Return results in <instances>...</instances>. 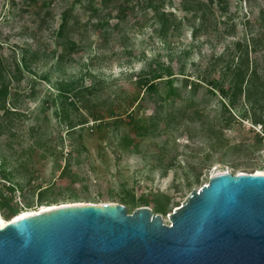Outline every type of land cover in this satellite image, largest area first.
Returning <instances> with one entry per match:
<instances>
[{"label": "rangeland", "instance_id": "374dc122", "mask_svg": "<svg viewBox=\"0 0 264 264\" xmlns=\"http://www.w3.org/2000/svg\"><path fill=\"white\" fill-rule=\"evenodd\" d=\"M14 2L0 0L8 86L1 110H11L0 111V192L5 180L15 187L3 219L15 208L117 202L167 220L211 174L264 171V98L231 97L230 78L242 66L224 75L236 62V40L258 39L249 56L264 63V0ZM69 6V31L60 38ZM157 64L177 76V90L160 84L153 98L131 103L135 77ZM91 75L96 92L87 90L77 106L56 96L58 81L84 86ZM197 79H222L227 93L191 83ZM142 126L151 131L138 135Z\"/></svg>", "mask_w": 264, "mask_h": 264}, {"label": "water", "instance_id": "95a60500", "mask_svg": "<svg viewBox=\"0 0 264 264\" xmlns=\"http://www.w3.org/2000/svg\"><path fill=\"white\" fill-rule=\"evenodd\" d=\"M63 204L0 226V264H264V174H211L168 215Z\"/></svg>", "mask_w": 264, "mask_h": 264}, {"label": "trees", "instance_id": "16d2710c", "mask_svg": "<svg viewBox=\"0 0 264 264\" xmlns=\"http://www.w3.org/2000/svg\"><path fill=\"white\" fill-rule=\"evenodd\" d=\"M30 1V4L32 6L37 5H47L52 2V0H28ZM80 2L81 0H74V2ZM126 2H131L132 0H125ZM11 4L15 5L14 0H11ZM74 6L67 7L63 12L61 16V21L58 25V29L56 32L57 37H65L68 34L69 31V17L71 16V12L73 11ZM257 44H259V40L255 38H251L248 41L242 42L241 40H236L233 42V51L237 52V56L232 58V60L236 59L235 64H227L226 66V72L224 75H227V71H229L231 68H235L238 70V66H242V69L238 70V73L230 78V85L228 86V90H232L231 97L235 98L239 94H243L245 98L248 101H251V99L259 100L260 98H264V63L262 65H259L258 62L253 58V60H250V51L255 52ZM70 48H73V44H71ZM233 52V55H235ZM62 58H59V63H62ZM162 64H157L156 67L151 68L150 65H148V72L147 73H141L140 75L136 76L134 79V83L139 88V92L135 96H130L131 103L141 101L143 98H153V94H155L159 90V85L164 84L167 86L169 92H173L176 89L175 81L176 77L170 73L168 67L160 66ZM4 69L0 66V111L1 113L9 114L11 110H1V107H3L6 103L7 96H8V86L5 84L4 81ZM90 76V75H89ZM93 79L86 84L82 85L79 84L78 81H71V82H64V81H58L57 87H56V96L62 97L65 99H70V104L77 106V101L85 99L84 93L88 90L89 93L96 92L95 86L96 81L94 80V76L91 75ZM184 78L185 83L187 84L189 81V78ZM194 83L195 85H204L208 89H210L211 93H217L220 96H223L227 93V90L225 88V84H223V80H219L218 82H206L202 79H197L196 81H191V83ZM214 86H212V85ZM88 93V94H89ZM259 93L262 94L261 97H258ZM88 97H91L89 95ZM254 101V103H255ZM103 117L95 118L102 119ZM262 120L259 119L257 122L262 123ZM82 124L85 123V121L81 122ZM80 123H78L79 125ZM76 126L72 125L70 126L71 131L75 130ZM151 131V127H141L138 129V135H145ZM5 180V179H4ZM2 186L4 187L5 191L0 192V208H4L7 205V198L14 193L15 187L10 183L7 184L6 180L2 182ZM18 213L17 208L14 209V215Z\"/></svg>", "mask_w": 264, "mask_h": 264}, {"label": "bare ground", "instance_id": "6f19581e", "mask_svg": "<svg viewBox=\"0 0 264 264\" xmlns=\"http://www.w3.org/2000/svg\"><path fill=\"white\" fill-rule=\"evenodd\" d=\"M241 172V171H239ZM256 173H259V174H264V171H259L257 170ZM76 203H84V202H74V203H67V204H76ZM63 205V204H61ZM54 206H58V205H52V206H44L42 207L40 210H44L46 208H51V207H54ZM36 210L34 211H20L18 213H16L15 215H13L12 217H19V216H24V215H27V214H31L33 212H35ZM168 219V218H167ZM9 220V219H8ZM8 220H5L3 219L1 216H0V226H3Z\"/></svg>", "mask_w": 264, "mask_h": 264}, {"label": "built area", "instance_id": "2783aa9c", "mask_svg": "<svg viewBox=\"0 0 264 264\" xmlns=\"http://www.w3.org/2000/svg\"><path fill=\"white\" fill-rule=\"evenodd\" d=\"M163 222H164L165 224H170V222H169L168 219H167V220H164V219H163Z\"/></svg>", "mask_w": 264, "mask_h": 264}]
</instances>
